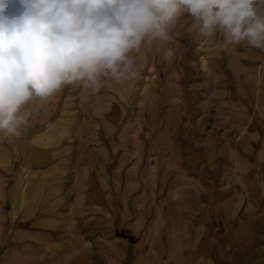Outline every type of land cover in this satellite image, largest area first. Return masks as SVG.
<instances>
[{
  "label": "bare ground",
  "instance_id": "6f19581e",
  "mask_svg": "<svg viewBox=\"0 0 264 264\" xmlns=\"http://www.w3.org/2000/svg\"><path fill=\"white\" fill-rule=\"evenodd\" d=\"M190 43L195 46L193 55L200 57L199 68L202 70L203 80L190 89L191 97L184 94L183 104L175 106L178 109L176 111L178 113L176 115L178 128L174 142L170 144L166 138V143L174 151L169 152V156L171 155L176 160V157L180 156L176 149L181 147L185 149L187 160H179L180 167L177 168L174 175L180 179L195 173L202 178L203 169L199 165L204 161L206 173L211 178H215L218 163L225 161L228 165L223 169L224 176L217 184L219 190L215 196L212 192L214 190L213 182H204V186H202V188L205 187L204 192H201L200 184L194 183L191 184L190 191L182 192L175 188L177 186H171L168 181L163 179L164 182L161 183L159 191L171 193L172 198L176 199V206L173 207H177V210L178 206L187 208V205H194V202L197 201L195 211L190 215L191 223H195L192 225L196 229L192 235L193 239L190 238L191 245L185 240L177 239L176 232H174L176 228L173 226L172 234H170L173 236L174 243L171 245L170 251L167 252L168 258L174 259L176 247L182 264H245L250 254H252V259L248 264H264V245L261 244L264 242V235L260 234L261 228L264 227V221L258 216V213H264V63H262L264 58H260L264 54L261 50L253 48L257 51V53L255 52L257 57L242 62L245 68V78L238 82V95H235L231 89L232 83H229L231 79L222 78L224 75L220 70L223 67L226 72L236 74V70L240 68L238 66L241 65L235 53L236 46L225 50L221 46L219 38L216 41L205 42L197 34L191 36ZM168 45V42L150 43L147 47L149 50L146 48L142 54L137 56L136 62L140 69L139 78L123 85L105 81V87L99 90L103 95L101 100L97 101L95 106L93 105L89 110L92 114L101 113L103 117L107 114L105 117L107 125L116 124L125 118V114L128 112L127 107H129L128 99L134 93V88L137 89L133 103L137 102L139 105V108L135 107L140 112L139 117L137 116L135 121H127L119 136L122 154L125 156H131L138 150L142 151L143 158L147 161L151 155H155L158 162L162 160L163 156H167L165 153L167 150H160V146L164 147V145L155 139L151 140V136L159 130L160 126L168 134L166 137L173 136L171 133L174 131L175 125L168 121L165 114L158 110L154 111L156 108L164 109L169 102L168 96L166 97L165 94L169 92L170 81L178 83V87L183 91L185 88L182 86L185 83L198 78L197 72L194 73L190 69V64L194 63L193 60H187L186 51L179 48L177 61L182 68V74L173 78L168 76L164 81L161 80L160 77L169 73L170 66L176 60V56L173 60L169 59L168 52L162 55L161 50L163 48L167 50ZM241 46L247 47L246 45ZM214 57L215 63L212 64L211 61ZM217 67L218 70H216ZM74 89L75 85H68L50 97L55 101V106L46 107L40 117L33 116L31 108L24 107L22 110L27 123L21 127L20 137L14 141L16 146L14 150L22 166L21 177L12 182L8 190V197L3 199V193L0 192V258L9 261H5V264L6 262L7 264H25L28 261L34 264H44L38 263L40 258L38 255H41L39 254L41 252L48 257L46 264H60L56 257H51L49 253L53 247V245L50 247L49 244L52 242L56 244V239L59 236L57 231L61 224L56 221L58 217L68 218V225L66 224L68 240L73 235V218L76 217L78 221L81 237L75 238L74 236V238L84 249L80 250L79 246L75 247L76 243L72 242V245L70 242L73 252L78 250L80 252L77 255L79 256L78 260L72 264H87L85 263L88 258L85 255V247L92 243L97 249V237L99 236L106 235L105 237L110 240L112 248L118 247V244L124 241L114 234L111 216L101 220L100 223L88 220L89 215L84 216L83 214L90 213L91 209L83 205L84 201L81 197L83 195L71 194L67 191L58 176H51L45 180L39 178L43 175L46 176L50 169L55 168L57 160L72 159L69 153L61 157L56 153L58 149H66L71 141L67 131L72 125L78 124V115L74 107ZM245 95H248L251 107L248 114L243 110L244 104L243 101L241 102V98ZM189 99L193 101H189ZM152 100H155L154 105L146 109L150 105L147 103L148 105L144 107V104ZM113 101H116L117 104L114 109L109 110ZM234 101L242 104L238 115L245 116V121L242 117L230 115L236 107ZM144 113L147 114V118L151 122H146ZM152 118L154 121L151 120ZM90 122L97 126L93 117H90ZM171 124L173 126L170 129ZM232 130H237V133L231 135ZM241 132L243 135L238 137V133ZM189 133L192 135V139L188 137ZM116 148L113 141L112 151H116ZM89 155L86 153L83 155L82 163L92 166L94 165L93 160ZM96 156L100 160V165L96 167L103 171L104 165L108 161L106 150L100 146L97 147ZM1 163L3 161L0 160ZM146 165L148 166V164ZM89 171V168H84V175H88ZM49 172L48 177L51 175ZM134 172L132 171V174ZM164 174L167 177V174H171V172H164ZM76 179L77 176L74 172L72 176L66 178L70 183H74ZM69 198H73L74 201L66 208L65 201ZM203 200H206L205 202L212 209V215L202 206ZM36 204L37 207H35ZM6 206L9 207V221L2 213ZM34 208L37 210L35 215H33ZM220 208L223 212L221 217L218 215ZM174 211L175 209L172 212ZM220 225L225 232L218 236L217 231ZM128 246V243L124 242L123 248L126 249ZM188 246V249L184 248ZM5 247L10 249L4 251ZM31 258L33 261L30 260ZM94 259L100 264H114L113 260L103 252H95ZM173 264H176V261Z\"/></svg>",
  "mask_w": 264,
  "mask_h": 264
},
{
  "label": "rangeland",
  "instance_id": "374dc122",
  "mask_svg": "<svg viewBox=\"0 0 264 264\" xmlns=\"http://www.w3.org/2000/svg\"><path fill=\"white\" fill-rule=\"evenodd\" d=\"M195 35L196 32L192 28L191 19L188 17H183L178 22L177 27L174 30L172 39L168 41L169 47L167 48V50H165L164 48L163 50H161L162 55L168 52V57L171 60H173L176 56L175 63L170 66L171 68L169 69V73L165 76L160 77L162 81L167 79L168 76L173 78L174 76L176 77L182 74V68H180V64L177 61L179 59V48L186 51L187 60H193L194 63L190 64V69L194 73L197 72L198 78L195 81L191 79L187 83H185V85L182 86V88H185L183 91H181L180 87H178V83L170 81V86L168 87L169 92L167 91L168 93L165 94L166 97L168 96L167 98L169 102L166 104L164 109L154 107L156 108L154 112H156V110L162 112V114H165V116L168 117V121L174 123L175 125L174 131H172L171 133L173 134V136L171 135L170 137H166V135L168 134H166L164 128L161 126L159 130L154 132L151 136V140L155 139V141H159L161 145H164V147L160 146L162 149L158 147L160 148V150H167L165 151L167 156H163V154V158L162 160H159V162L156 160V157H154L155 155H151L149 161H147L145 158H143L142 151L139 150V152L135 150L136 152H133V154L131 155L132 157L122 154V146L119 138L121 130L127 121H135L140 114L138 110L139 105L137 104V102L133 103L135 92H137L136 88H134V93L128 99L129 107H127L128 112L125 114V118L116 124L108 123L109 125H107L105 120L107 114H105V116L103 117L101 113L92 114L91 112H89L90 108H92L93 105L95 106L97 101L101 100L103 96L102 93L100 91L94 92L91 88L86 87L83 84L75 85L74 107L78 115V124L72 125V127H70L67 131V135L70 136L71 141L66 149H58L56 153L60 157L65 155L66 153H69L72 156V159H64L61 161L57 160L55 163V168H53L52 170L50 169V172L48 171L51 175H49L48 177L47 172L46 176L43 175L39 178H41V180H45L50 178L51 176H58L60 181L63 182L64 188L67 191H69L71 194L79 193L78 195H83L81 196L84 201L83 205L88 206L91 209L90 213L86 212L83 214L84 216L89 215L88 220L93 221L94 223H100L101 220H104L111 216L114 234L117 237L124 239L123 242H120L118 244V247L112 248L110 246V240L105 237L106 235L97 237V249L92 243H90L88 247H85V255H87L88 257L86 258L87 260H85V263L87 264H100L99 261L94 259L95 252H103L107 257L113 260L114 264H173L175 263V261L176 264H182L181 258L177 254L178 250L176 247V255L174 259L170 257L168 258L167 252L170 251V249L172 248L171 245H173L174 243L173 236L171 235V229L173 226L176 228L174 232H176L175 235L178 240H185L187 243H191L192 240L190 238H192V235L196 231V229H194L195 227L192 225L195 223H191L190 215L194 213L197 206L195 205V203H197V201L194 202V205H187V208H181L178 206L177 210V207H173L176 206V199L172 198L170 192H160V185L162 182H164V179L165 181H168V184H170L171 186H177L175 188L178 191L187 192L192 189L191 184L194 183L200 184L201 192H204L205 187L202 188V186H204V182L208 181L209 183L213 182L214 184V190H212L214 196L219 190L217 184L219 183V180H221L224 176V167L228 165L225 161H221L218 163L216 175L217 177L215 176V178H211V176L206 173V167L203 161L199 165L201 169H203L202 178L195 175V173H191L186 175V177L179 179L176 175H174V173L176 172L177 168L180 167L179 160H187L185 149L177 147L176 150H178L180 156H177L175 160L173 159V157H171V155L169 156V152H174L173 148L167 146L168 143H166V138L168 139V141H170V144L174 142V137L178 128V120L176 118V115L178 114L176 111L178 109L175 106L178 104H183V97L185 96L184 94H188V96L191 97L192 94L190 89H193V87H195L203 80V75L201 74L202 70H200L199 68L200 57H198L197 55H193L195 46L191 45L190 43L191 36ZM147 50H149V48H147ZM235 51L238 56V61H240L241 63V65L238 66L240 68L236 70V74L226 72L223 67L220 71H222L224 75L222 78L231 79L229 80V83H232L231 89L233 90V93L235 95H238L237 84L240 80H244L243 78H245V68L243 67L242 62L244 60L257 57V51L252 47H245L241 45L236 46ZM262 54H264V51H262ZM260 58H264V55L260 56ZM162 59L164 61L165 58L163 57ZM211 63H215V57L212 59ZM262 63H264V61H262ZM218 69L219 68L217 67L216 70ZM104 87L105 83L103 88ZM241 99V102L243 101L242 103L244 104L243 110L246 114H248L249 109L251 108L248 101V95L243 96ZM189 101L193 100L189 99ZM147 103H149L150 106L146 107V105H148ZM154 103L155 100L149 102L147 101L144 104V107H146V109H149V107L154 105ZM116 104V101H113L110 104L109 110L114 109ZM234 104L236 105V107L233 109L234 111L231 112L230 115L233 117H242L243 121H245V116L238 115V110L242 104H240L238 101H234ZM48 106H55V101L52 98H48L46 100L35 99L26 104L24 107L31 108L33 116L40 117L41 114L45 112V108H48ZM89 114L91 115L90 117H93V120L95 121V123H97V126L90 122ZM144 114L146 115H144V119L146 120V122L150 121V119L147 118V114ZM151 120L154 121L153 118ZM172 126V124L169 126L170 129L172 128ZM236 133L237 130H232L231 135H235ZM242 135L243 133L241 132L238 133L237 136L240 137ZM19 137L20 136H5L4 134L0 133V160L3 161V163L0 164V192L3 193V199L5 197H8V190L10 189L9 187L11 186L12 182H14V180H18V178L21 177L22 166L18 161V155L14 150V148L16 147L14 145V141ZM188 137L191 139L193 138L190 133L188 134ZM112 138L115 146H117L116 151H112L111 149V146L113 144ZM99 146L104 148L108 155V161L104 165L105 167L103 171H100L96 167L100 165V160L96 156V149ZM85 153L86 155L90 154L89 156L93 160L94 165H84L82 163L83 155ZM146 164H148V166ZM84 168L90 169L88 175H84ZM131 170L133 172L135 170V172L132 174ZM73 172L77 176V179L74 183H70L66 180V178L67 176H72ZM164 172H171V174H167L166 177ZM53 173L54 175H52ZM150 173L152 174L150 175ZM73 201V198L67 199L65 201L66 208L68 205H71ZM205 201L206 200H203L201 204L206 208V211H210L209 213L212 215V209ZM8 206L4 207V209L2 207V213L3 215H6L7 221H9ZM35 207H37V204L35 205ZM34 209L35 212L33 213V215L37 213L36 208ZM174 209L175 211L172 212ZM222 213V208H220L218 210V215H220L219 217H221ZM258 216H260L261 220L264 221V213L260 212L258 213ZM56 221L57 223L61 224V227L57 231L59 236L56 239V244H54V242L49 244L50 247H52V245L54 247L50 249L49 253L51 254V257H56L60 264H72L78 260L79 256L77 255L80 254L79 250L77 252H73L72 245L76 243L75 247L79 246L78 249H84L81 244H78L79 242H77V239L75 241V238L81 237V235H79V225L77 224L78 221L76 217L73 218V235H71L69 240L66 238L68 230L66 224L68 225V218L58 217L56 218ZM224 232L225 230L220 225L217 231V235L220 236ZM260 234L264 235V227L261 228ZM186 235L189 236L187 237ZM70 242L71 244L73 242V244L71 245ZM124 242L128 243L129 245L126 249L123 248ZM261 244L264 245V242H262ZM184 248L188 249L189 246ZM9 249V247H5L3 250L6 251ZM52 249L57 250L53 251ZM39 254L41 255H38V258L40 257L38 263H48V257L46 256V254L44 255L42 254V252ZM250 259H252V254L248 256L245 264H248ZM30 260L33 261L32 258ZM5 261L9 262L8 260H1L0 258V264H5ZM30 263L31 262L28 261L25 264Z\"/></svg>",
  "mask_w": 264,
  "mask_h": 264
},
{
  "label": "clouds",
  "instance_id": "9594fccd",
  "mask_svg": "<svg viewBox=\"0 0 264 264\" xmlns=\"http://www.w3.org/2000/svg\"><path fill=\"white\" fill-rule=\"evenodd\" d=\"M191 19L205 42L264 51V0H0V133L68 85L94 92L139 78L137 56Z\"/></svg>",
  "mask_w": 264,
  "mask_h": 264
}]
</instances>
